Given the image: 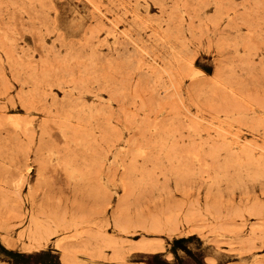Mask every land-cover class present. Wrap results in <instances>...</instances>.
<instances>
[{"label": "rangeland", "instance_id": "1", "mask_svg": "<svg viewBox=\"0 0 264 264\" xmlns=\"http://www.w3.org/2000/svg\"><path fill=\"white\" fill-rule=\"evenodd\" d=\"M0 264H264V0H0Z\"/></svg>", "mask_w": 264, "mask_h": 264}, {"label": "bare ground", "instance_id": "2", "mask_svg": "<svg viewBox=\"0 0 264 264\" xmlns=\"http://www.w3.org/2000/svg\"><path fill=\"white\" fill-rule=\"evenodd\" d=\"M235 142V141H234ZM237 142V141H236Z\"/></svg>", "mask_w": 264, "mask_h": 264}]
</instances>
